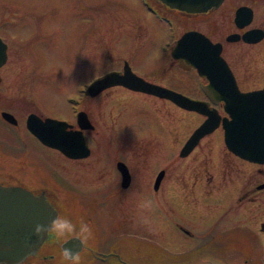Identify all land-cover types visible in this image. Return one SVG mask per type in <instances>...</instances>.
Listing matches in <instances>:
<instances>
[{"label":"rangeland","instance_id":"1","mask_svg":"<svg viewBox=\"0 0 264 264\" xmlns=\"http://www.w3.org/2000/svg\"><path fill=\"white\" fill-rule=\"evenodd\" d=\"M12 19L14 27L7 24ZM178 25L183 31L189 20L179 18ZM0 32L14 46V56L4 68L13 69L14 76L3 80L0 110L7 109L18 119L13 126L0 115V177L45 184L61 216L77 230L87 223L94 236L109 235L121 221H128L134 234L137 204L153 198L158 207L152 228L143 227L138 247H130L132 264L241 259V253L233 257L242 243H232L231 238L242 231L231 223L232 213L238 208V222L246 223L248 215L250 221H264V190L256 200L240 201L238 206L236 197L241 187L264 177L257 176L249 163L234 159L214 134H206L180 156L202 120L194 111L119 86L95 96L81 93L94 74L121 67L127 59L148 80L199 94L198 74L174 62L171 45L162 49L166 41L174 44L175 28L157 20L140 0H0ZM32 50L40 52L38 60ZM257 66V73L264 74V59H258ZM78 109L86 111L95 126L84 130L90 148L87 157L68 159L41 144L26 127L30 112L72 120ZM115 157L139 161L141 166L133 169L129 188L118 193L108 187L115 178L111 172ZM23 167L38 168V180ZM162 168L164 177L154 190ZM141 170L146 172L142 176ZM210 208L216 209L211 213ZM178 223L196 234L191 246ZM216 244L220 251L214 249Z\"/></svg>","mask_w":264,"mask_h":264},{"label":"water","instance_id":"2","mask_svg":"<svg viewBox=\"0 0 264 264\" xmlns=\"http://www.w3.org/2000/svg\"><path fill=\"white\" fill-rule=\"evenodd\" d=\"M182 12L203 14L217 8L223 0H157ZM240 10V9H239ZM239 10L236 20H238ZM246 20L239 25H244ZM254 31L244 34L247 41H256L261 37L251 38ZM234 40V36H229ZM171 55L183 68H195L207 84L203 89L207 94L222 93L225 96H211L215 103L222 102L228 117L223 118L226 147L242 158L264 163V88L242 92L237 86L227 61L221 55V44L213 43L205 34L197 30L184 32L175 41ZM6 60V43L0 37V65ZM123 85L133 90L166 98L186 110L196 111L206 116L204 121L194 129L180 150V156H186L206 134L212 132L220 122V115L215 108L209 107L203 100L194 99L182 92L146 80L137 75L124 62L123 71H110L94 79L87 87L86 93L95 96L102 90ZM217 95V94H215ZM1 116L9 123L16 124L17 118L3 110ZM77 128L72 129L68 121L50 116L42 117L31 112L26 117V127L42 144L57 149L69 158L79 159L90 154L87 136L84 130L92 129L93 124L86 111L76 115ZM122 175V187L130 183V173L126 163L117 162ZM26 171V167H23ZM165 171L156 175L153 187L155 190L164 177ZM259 187H264L262 183ZM54 202V201H53ZM43 193L17 184L0 183V264H21L28 256L37 252L47 236L33 235L36 224H49L56 212L61 215L57 205ZM55 203V202H54ZM85 206V205H84ZM78 209H81L77 206ZM86 207V206H85ZM49 236V235H48ZM83 242L72 236L63 243V249L73 253L81 250Z\"/></svg>","mask_w":264,"mask_h":264},{"label":"flooded vegetation","instance_id":"3","mask_svg":"<svg viewBox=\"0 0 264 264\" xmlns=\"http://www.w3.org/2000/svg\"><path fill=\"white\" fill-rule=\"evenodd\" d=\"M148 1L157 10V13L155 14V17L157 18V20L159 19L163 21V17H168L171 21H173L175 33H176L175 40L178 39L184 32L188 30H197L205 34L213 43H220L221 44V55L227 61L240 91L250 92V91L260 90L264 88V74L257 73V68H258L257 61L258 59H264V0H223V2L217 8L211 11H208L206 13H203V14L185 13L176 8L171 9L157 0H148ZM163 10H167L168 13L163 12ZM238 10H239L238 20H236ZM13 17L14 15L9 16V18H13ZM179 18H185L189 20V26L187 29H184L183 31H179L181 29V26L178 25ZM248 19L249 21L247 23H245L242 26L239 25L240 23H243ZM13 21L14 20L12 19V21L7 24L11 27H14L15 21L14 22ZM175 24H176V27H175ZM248 31H254V33L250 35L251 38L257 37L260 34H261V37L256 41H251V42L247 41L244 38V34L247 33ZM12 32H14V29L11 28L10 33ZM1 33L2 32H0V37L6 43V60L2 65H0V104L2 102V98H1L2 89L1 88H2V83H3L4 78L9 77V76L11 77L14 76L13 69L11 70L4 69L7 66L8 62L11 61V59L14 56L12 53L14 49L11 51V47H14V46L9 42L8 39L4 38V36L2 35L4 33L2 34ZM230 35L234 36V40L229 39ZM17 50L18 49H15V52H17ZM227 51L229 52L227 53ZM32 53H33V50H32ZM33 54L34 56H36L37 58L36 60H38V56L40 57V52L38 53L34 50ZM15 56H16V53H15ZM233 59L237 60V62L236 61L234 62ZM122 61H123V65L121 67L103 70L99 73L94 74L90 79L93 80L95 78L101 77L102 75L110 71H113V70L122 72L125 61L128 62L131 69L137 75L145 78L144 75H141L140 73L135 71V69L132 67L133 64L130 63L127 59H123ZM244 61H247V62H244ZM250 61H251V64H250ZM174 62H176L181 69L192 70L197 73L196 69L193 67L187 69V68H183L182 66H180L177 59H174ZM198 76L201 79L199 85H196L200 89L199 94L186 93L180 90H177V91L182 92L183 94H186L191 98L206 101L209 107L216 109L221 119L217 127L212 132L208 133V135L214 134L215 137L218 139V141H220V143L223 144V146L225 147V150L231 152L225 145V140H224L225 130L223 127V118L224 117L230 118V117L228 116V113L225 111L224 105L222 102L215 103L211 99V96L217 97V96H225V95L222 93L220 94L215 93L217 94L215 95L213 92L210 95L207 94V92L203 89V85L204 84L206 85L207 82L200 75ZM145 79L148 80L147 78ZM115 86L123 87L125 89L131 90L134 92L147 94L145 92H141V91H137V90H133L131 88L125 87L123 85H115ZM112 87L114 86L108 87L104 89L103 91L104 92L108 91ZM166 87H169V86H166ZM169 88L174 89L172 87H169ZM83 89L84 87L81 89L82 95H84L85 93ZM103 91H101V93ZM148 95H152V94H148ZM152 96L157 97L155 95H152ZM157 98H160V97H157ZM166 100H169V99H166ZM169 101L172 102L177 107H180L173 101L171 100ZM3 110L12 113L11 111L7 109L1 108L0 115ZM78 110L75 111V115H74L75 119H72V120H68L66 118H60V119H64L68 121L70 124H72L71 128L75 129L77 128L76 113ZM198 114L202 116V120L198 123L196 128L206 118L205 115L201 113H198ZM4 121L13 126H16L18 124V119H17L16 124L9 123L6 120ZM94 127L95 126L93 124L92 129H94ZM231 153L233 154L232 157L234 159L236 158L238 160L247 162L250 165H252L255 168L254 173L258 174L257 176L264 177V163H260L257 161H251V160L242 158L241 156L236 155L233 152ZM225 155L226 154L222 155L223 159ZM64 157L70 159L67 156H64ZM71 159H74V158H71ZM118 161H120V158L118 157H115L113 159L114 166H112L111 172H115V178L113 182L111 183V185L108 186L111 189H114V192H117V193L122 192L123 190H126L127 188H129V186L134 180L133 179V175H134L133 169H135V167L137 166H139L141 169L139 161L133 160V161L126 162L122 160L126 163L129 173H130L129 185L127 187H122V175L117 165ZM38 170H39L38 168L37 169H33V168L27 169V171L29 172V176L36 178L35 181L38 180L36 177ZM160 170L166 171L163 168ZM144 172H145L144 170H141L139 174H141L142 176L144 175ZM0 183L22 185L32 190L34 193L45 194L50 199V201L53 202L52 196L48 193L46 187L44 186L45 184L40 185V186L37 185V183L41 184L39 181H37V183L36 182L27 183L23 180L10 181V180H7L5 177L4 178L0 177ZM262 183H264V180L252 186L248 185L246 187H241L242 192L240 193L239 196L236 197L235 206H238L240 201L256 200L257 194L264 190V187H259ZM53 204L56 205L54 202ZM215 209L210 208L209 212L212 213L213 211H215ZM237 211H239L238 208L234 210V212L232 213V218L234 219V221H231V223H234L240 226L242 232L236 238L234 239L231 238V241L232 243H235L238 245L242 243V246L239 247L240 248L239 251H236V252L233 251L234 252L233 257L236 254L241 253L242 254L241 259L237 260L236 262H231V263L227 261L224 262V260L222 261V260L206 259L204 264H264V221L263 220L259 222H257L256 220L250 221L253 218L250 215H248L249 217L246 219V223L238 222L237 217L239 216V213ZM240 213H242V211H240ZM242 226H244V228H242ZM130 227H132V225L129 224L128 221H121L120 224H115L112 227V230H110L109 235L108 234L105 236H94L93 235L86 242H83L81 250L75 252V254L79 257L78 260H76L75 258L68 259L63 255V252H64L63 243L67 239L75 235H69L64 240H57L55 235L50 234L49 236H47L46 240L43 241V243L39 246L37 252L33 255L28 256L21 264H132L131 263L132 260L129 257V255L131 254L129 250L131 246L135 248L138 247V245L136 244V239L138 237H141L140 235L142 234L138 235V233H143L144 228L136 226L134 230L135 232L134 234H132L130 232ZM176 227L180 229V231H182L184 237H186V241H188L189 246H191L193 243L192 241L196 238V234H194L191 230H189L184 225H181L179 223L176 224ZM245 233H246V236H245ZM214 249L216 251H220L221 246L219 244H216L214 245ZM249 257L251 258L249 259Z\"/></svg>","mask_w":264,"mask_h":264},{"label":"clouds","instance_id":"4","mask_svg":"<svg viewBox=\"0 0 264 264\" xmlns=\"http://www.w3.org/2000/svg\"><path fill=\"white\" fill-rule=\"evenodd\" d=\"M157 207V202L153 198H142L137 204L135 225L151 230L153 223L152 214L156 211ZM53 211L56 212L55 218L47 225L36 224L33 229V235L40 237L53 234L57 240H64L69 235H75L82 242H86L93 236L92 228L87 223H82L79 230H77L76 225L70 219L61 216L54 208ZM63 255L68 259H79L70 249H64Z\"/></svg>","mask_w":264,"mask_h":264}]
</instances>
